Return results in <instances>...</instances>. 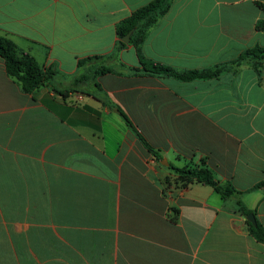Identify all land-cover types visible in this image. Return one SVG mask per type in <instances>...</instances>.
Listing matches in <instances>:
<instances>
[{
  "label": "crops",
  "instance_id": "1",
  "mask_svg": "<svg viewBox=\"0 0 264 264\" xmlns=\"http://www.w3.org/2000/svg\"><path fill=\"white\" fill-rule=\"evenodd\" d=\"M150 1L0 0V35L58 90L22 91L0 57V264H264L235 199L170 167H208L264 226V59L202 80L135 75L116 28ZM261 20L264 0H172L140 54L210 68L264 47Z\"/></svg>",
  "mask_w": 264,
  "mask_h": 264
},
{
  "label": "trees",
  "instance_id": "2",
  "mask_svg": "<svg viewBox=\"0 0 264 264\" xmlns=\"http://www.w3.org/2000/svg\"><path fill=\"white\" fill-rule=\"evenodd\" d=\"M171 2L172 0H152L146 5L133 11L130 16L119 22L117 25L116 33L118 41L116 50H120L127 45L122 41V38L131 29H134L131 35L130 43L135 45L137 48L142 64L141 68H132L135 75L173 77L182 81H191L217 77L225 71L239 66L246 59L253 60L256 68H259L262 65V60L264 59V47L261 46L248 48L236 59L231 60L230 62L204 69L177 70L165 64L145 60L140 54V45L145 40L150 28L153 27L168 11ZM256 29H264V20H261L256 24ZM0 57H2L5 61L8 75L20 85L22 91L26 93H33L42 86L51 85L53 87L52 79L56 74L54 69H42L36 58L31 53L20 50L13 40L3 35H0ZM110 71L112 70L102 66L97 72H95V77L101 73ZM53 89L58 91L55 87H53ZM121 115L134 135L141 140L148 150L159 158V151L146 141L138 126L131 120V118L124 112H121ZM170 167L176 173L180 174L184 180H193L209 185L213 187L215 191L218 192L224 199L234 198L236 201V211L244 217L253 212L242 200V192L237 190L231 182H220L216 180L212 171L208 167H176L173 164H171ZM262 188H264V179L253 186V189ZM246 225L248 226L249 232L258 241L264 243V226L257 220V218L256 225L252 224L247 219Z\"/></svg>",
  "mask_w": 264,
  "mask_h": 264
},
{
  "label": "water",
  "instance_id": "3",
  "mask_svg": "<svg viewBox=\"0 0 264 264\" xmlns=\"http://www.w3.org/2000/svg\"><path fill=\"white\" fill-rule=\"evenodd\" d=\"M133 31H134V29H131L123 38H122V41L124 42V43H129L130 42V38H131V35H132V33H133ZM116 111H118V110H116ZM167 165H168V163L167 162H165ZM246 219L248 220V221H250L252 224H254V225H256V217H255V215H254V213L253 212H251V213H249L247 216H246Z\"/></svg>",
  "mask_w": 264,
  "mask_h": 264
},
{
  "label": "rangeland",
  "instance_id": "4",
  "mask_svg": "<svg viewBox=\"0 0 264 264\" xmlns=\"http://www.w3.org/2000/svg\"><path fill=\"white\" fill-rule=\"evenodd\" d=\"M117 67H114V69H116Z\"/></svg>",
  "mask_w": 264,
  "mask_h": 264
}]
</instances>
